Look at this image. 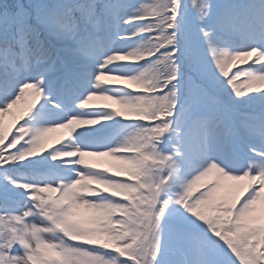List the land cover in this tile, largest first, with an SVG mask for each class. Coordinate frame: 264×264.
<instances>
[{
  "label": "clouds",
  "instance_id": "1",
  "mask_svg": "<svg viewBox=\"0 0 264 264\" xmlns=\"http://www.w3.org/2000/svg\"><path fill=\"white\" fill-rule=\"evenodd\" d=\"M105 3L106 0H91L51 7L37 5L36 24L31 25L23 45L11 27L0 41V48L4 50L3 66L13 74L18 70H34L36 58L29 49H35L36 40L42 41L40 28L44 27L59 45L53 50L42 41L57 58L55 78L76 70L81 63L77 59V49L82 46L80 37L89 27L90 14L95 12L98 16ZM206 4L207 15L201 18L198 13L195 20L189 21L185 15L188 0H168L166 5H161L167 10L153 19L124 25L134 38L132 43L115 47L117 34L107 54L93 62L113 75L114 83L119 85L115 90L107 85L96 88L95 84L100 81L93 75L70 104L60 97L55 104L50 103L42 92L40 100L21 116L14 131L17 146L7 153L16 162L5 164V170L35 171L32 166L39 164L42 166L39 171L44 174L33 175L30 171L24 182L32 186L31 191L11 188V195L0 204V220L5 224L8 220L20 221L11 231L7 228L0 231V264H161L162 261L166 264H228L230 258L241 257L245 252L252 256L254 264H264V260L259 259L264 252L256 254L245 248L247 236L264 232V226L241 234L242 242L234 243L231 237L225 240L219 234L221 229L230 232L244 227L237 221L251 206L257 195L255 190L240 198L232 222L226 226L220 216L204 220L191 211L207 200L214 189L215 181L197 188L212 169L233 177L264 178V167L251 166L253 161L264 162V134L256 135L252 123L258 120L259 126L264 128V91L257 90L253 92L255 95H245L247 87L239 89V94L233 91L232 84L226 82L211 57L206 55L205 29L222 46H229L232 38L218 31L216 17L222 9L217 0H206ZM137 9L135 5L126 11L142 15ZM76 13H80V19L76 18ZM58 20L72 22L73 38L66 37ZM162 48L171 55L157 63L162 59ZM117 54L135 55L139 62L131 66L113 63ZM200 54L205 55L198 60ZM172 61L174 68L170 65ZM256 63L257 58L253 61ZM149 68L155 71H147ZM243 79L248 77L243 76ZM126 81H133L142 91H133ZM252 83L264 84V73L257 75ZM94 94L135 106L143 116L122 117L109 106L91 111L76 110L77 107L89 109L86 101ZM14 103L15 98L5 101V107ZM257 103L259 111H256ZM4 110L0 108V112ZM85 120L91 123H79ZM101 121H111L120 127L112 133H103L108 125ZM97 125L99 127H90ZM65 128L70 134L63 139L55 136L56 142L45 146L48 137ZM195 138L199 139V145L194 149ZM142 144L148 145L142 152L121 150ZM96 152L133 159L147 153L162 163L149 161L142 172L133 173L137 179H127L82 168L83 154ZM0 158L6 159L3 153ZM83 176L95 177L101 184L129 193L127 198H119L115 193L85 182L81 186L91 194L75 193V198L89 208L108 214L98 230L118 244L125 245L137 238L128 251L138 260H129L109 248L107 242H99L94 236L97 229L72 219L68 205L57 207L55 200H47V193L40 191L49 186L63 191ZM14 201H22L23 206L13 207ZM219 207L223 212L233 211L225 201ZM194 240L198 241L195 245ZM45 248L52 249L55 258H45ZM158 249L164 254H158Z\"/></svg>",
  "mask_w": 264,
  "mask_h": 264
},
{
  "label": "snow or ice",
  "instance_id": "2",
  "mask_svg": "<svg viewBox=\"0 0 264 264\" xmlns=\"http://www.w3.org/2000/svg\"><path fill=\"white\" fill-rule=\"evenodd\" d=\"M168 0H106L104 9L97 14L91 13L92 19L89 21V27L86 29L80 39L82 46L77 49V59L81 61L76 70L66 72L62 78L49 79V75L56 73L58 69L57 58L46 49L42 41H35V49H29V52L35 55L36 67L31 72L20 71L16 73L8 72L2 64L4 50L0 48V108H5L2 113L9 111L14 105L25 99L29 89H35V96L40 100L41 93H45V99L50 103L57 102V96L66 103H71L88 84L91 76L95 75L97 80H104L105 77L100 73L105 72V68L97 66L93 62L100 56L106 55L109 48L113 45V38L117 34L129 32V28L124 25H134L144 23L159 15L162 11L167 10L161 5H166ZM192 4L196 6L201 18L207 15L206 0H192ZM135 5H138V11L142 15H137L136 11H126ZM60 24L66 37L71 39L74 37V30L71 21H57ZM218 31L229 35H239L242 39L249 43L250 47L234 48L230 46H222L212 38V33L206 29L203 32L207 43V52L210 54L212 62L217 69L223 74L227 83L232 84L233 91L239 94V89L245 85H251L257 75L264 73V0H248L243 5H232L222 11L216 17ZM9 27L17 32V39L23 41L27 38V34L31 31V25L26 23V17L19 7H14L7 3V0L0 2V29L3 30L2 41L8 34ZM77 27H79L77 25ZM127 39V37H125ZM170 43V42H169ZM162 62L170 57L171 53H166L161 49ZM158 54V55H161ZM255 55L258 63L251 64L247 67H237L232 71L233 65L237 61H243L242 57H250ZM27 63V61H26ZM174 68V61L170 62ZM147 71H155L149 68ZM247 76L248 79H243ZM240 79V83L235 80ZM96 88H100V84H95ZM248 93L255 95L251 91V87L247 89ZM15 98L16 103L8 104L5 107V101ZM87 102V101H86ZM31 104L28 106L29 110ZM14 131L0 130V153L7 154L14 151L17 141L14 139ZM10 137V138H9ZM199 139L193 141V148H197ZM14 163L15 160L11 156ZM253 167H264V162L253 161ZM4 165L0 167V173L3 172ZM4 183L0 184V194H10L11 188L16 187V178L4 176ZM199 204L191 208V211L198 213ZM207 220L206 216H200ZM226 240V239H225ZM231 243V242H229ZM158 254L163 255V250L158 249ZM241 257H232L228 264H237ZM161 264H166L162 261Z\"/></svg>",
  "mask_w": 264,
  "mask_h": 264
},
{
  "label": "rangeland",
  "instance_id": "3",
  "mask_svg": "<svg viewBox=\"0 0 264 264\" xmlns=\"http://www.w3.org/2000/svg\"><path fill=\"white\" fill-rule=\"evenodd\" d=\"M224 1L225 0H222L221 2L224 3ZM221 2L219 1L218 4ZM193 7L196 8V6H194L192 4V0H188V5H187L186 9H188V16L189 17H187V19L189 21H193L196 19L194 17L195 13L192 12ZM125 37H127V39H125ZM231 40H232V42L237 44V46H238L237 48L250 47L249 43L246 42L244 39H242L239 35H237V40H234V39H231ZM132 41H133V38L129 32L121 33L119 35V37L117 38V40L115 41L114 46L115 47H122L124 45H130L132 43ZM206 55L210 57V54L208 52L206 53ZM242 59H243V61H237L233 65L232 71H234L235 68H237V67H247V66L253 64V61L255 59V55L250 56V57H242ZM131 60L135 61V60H139V58L137 56L131 55V54H129V55L117 54L114 57V60L112 62L113 63H120V64H124V63L128 64L129 61L131 62ZM123 70L124 69H120V71H123ZM100 75L105 77L104 80H99L100 81L99 84L101 87L107 85L110 90H115L116 88L119 87V85L114 83L113 75L111 73L102 72V73H100ZM125 83L127 84V87H129L133 91H135L138 88V86L133 81H126ZM89 87H91V85H89ZM245 87H247V89L249 87H251L252 92H255L257 90L264 91V84L257 86L256 84L252 83L251 85H245ZM247 94H251V93L246 92L245 95H247ZM57 97H59V96H57ZM35 101H38L36 96H35V89H29L26 96H25V99L20 101L18 104L14 105L9 111H7L5 113L0 112V130L6 129V130H10V131H15V129L18 125L17 122L20 121L21 116L27 114L28 106L30 104L32 105ZM102 106H109V107L115 108V110L120 115L123 114L124 116L125 115H137V114L139 117L143 116V113L138 111L135 106L119 103L118 101H111L108 98H106L105 96L97 95V94H94L93 96L89 97V99L87 101V105H86V107H88L89 109H79L77 107L76 110L77 111H91V110H94V109H96L98 107H102ZM257 106H258V103H257ZM79 123H91V121L85 120V121H81ZM122 123L126 124L124 121ZM101 124L108 125V127H105L102 130L103 133H112L117 128L120 127V125L115 126L114 124H112L111 121H101ZM90 127H99V125L90 126ZM67 131H68L67 128L58 130L53 136H50L45 140V142H44L45 146L49 145V143H55L56 142L55 136H59L60 133H62L63 137L65 135H68ZM261 132H262L261 134H264V130H262ZM97 135H102V134H97ZM131 149H132L131 147H128V148H124L121 150L122 151H131ZM129 159L130 158L114 155V154L109 153V152L85 153L82 156L83 163H82L81 167L82 168H92V169H95L98 171H105L108 175H116L117 170L119 173H121V169L127 168L126 163H127V160H129ZM134 160H137V159H134ZM154 163H162V162L159 160H155ZM33 166L36 167V169L39 168L38 170H40L42 168V166L39 164L33 165ZM26 172L29 173V169H26ZM31 174L43 175L44 173H42L40 171H33V173H31ZM247 176L252 177L251 189L255 190L257 193V195H256L255 199L253 200L251 206L249 207L247 212H245L243 214V215L247 216L248 219L245 218V220H242L240 217V219L237 221V223H241L244 225L243 228L236 229V230L230 231V232H224L223 229H221L220 233H219V234H222L226 240H228V238L231 237L232 242H234V243L235 242H242L241 234L253 231L255 229H259L261 226H264V195H263V193H264L263 192V190H264V178L259 177V176H255V175H247ZM240 177L242 178L240 181V184H239V180H238V184H235L233 182V176L222 175L217 169H212L209 172V174L203 178L201 183L199 185H197V188H201L204 185L210 184L213 181H215V187L212 190L209 198L199 204L197 214L199 216H201V215L206 216L207 220H211L217 216H220L221 223L225 226L228 223H231L232 222L231 214L228 212H223L221 207H219V205L221 204V201H222V194L225 191V188L223 186H225L227 184H229V185L232 184L235 187L239 188V192H240V189L242 190L243 186L245 185V176H240ZM85 182H87L88 184H92V185H98L100 188H103L108 192H109V188H107V185H109V187L112 186L110 184H101L95 177H91V176L81 177V179L75 181L70 187L66 188V190L64 189L65 190V196H69L72 200V202H71L72 207L69 206V202H68V204L66 203V205L69 206L68 211L71 214V217H73L72 219L78 220V221L84 223L86 226L89 227V225L83 221V216H84V217H86L87 220L98 222V227L102 228L103 227V221H104L103 219L107 218L108 214L102 210H98L95 208H89L84 203L77 201L75 198V193L91 194L90 190L81 186ZM23 183L26 186L29 185V184H26L25 182H23ZM17 185L19 186V184H17ZM29 186H31V185H29ZM30 188H32V186ZM57 188H60V187H54V186H49L47 188L42 187V188H40V191L45 192V193H47L49 191L51 197L53 199H57L54 196ZM65 199H66V197H64V195L61 196V198H59V200H60L58 202L60 204L59 207L65 206L64 205ZM47 200H49V197H47ZM206 210H207V212H206ZM0 221L3 222V224H5V222L3 220H0ZM11 222H12V220H8L7 224H5V225H9ZM16 222L18 224L20 223V221H18V220ZM12 229L13 228H9L7 230L11 231ZM247 241L248 242L245 245L246 249L254 250V253H256V254H260V253L264 252V232H256L253 235L247 236ZM196 243H198V241L194 240L193 244L195 245ZM43 254H44L45 258L49 257V253L43 252ZM259 259L264 260V254L260 255ZM129 260H131V259H129ZM241 262H242V264H245V262H248V264H254L252 256L248 255L247 252H245V254L243 256H241Z\"/></svg>",
  "mask_w": 264,
  "mask_h": 264
},
{
  "label": "trees",
  "instance_id": "4",
  "mask_svg": "<svg viewBox=\"0 0 264 264\" xmlns=\"http://www.w3.org/2000/svg\"><path fill=\"white\" fill-rule=\"evenodd\" d=\"M49 5H51L53 2H51L50 0H45ZM243 2H245L246 0H242ZM0 2H2V0H0ZM31 2V3H30ZM65 3H69V2H76V3H89L91 2V0H64ZM64 2H60V3H64ZM7 3L14 6V7H19L20 10L23 11L25 17H26V23L30 24V25H35L36 24V20H35V15H36V10L34 7H36L34 1L32 0H7ZM239 5V3H238ZM34 6V7H33ZM76 18L80 19V13H76ZM63 21V20H61ZM13 31H15V29H13ZM3 31H0V39L3 38ZM42 41L45 42L46 46H51L49 40L47 38H51L53 40H55L52 36L49 35L48 31L44 28L41 27L40 28V37H39ZM56 44L58 45L57 41L55 40ZM254 125H256L255 127H258V125L255 123V121L252 122ZM5 158H0V167H3L5 164H12V159L8 158L6 154H4ZM5 174H7V176L9 177H15L16 181L19 180L23 174L24 171L22 169H16V170H3L2 173H0V184H3L4 181V176ZM11 194H0V204H2L5 200V198L7 196H10ZM14 203V202H13ZM136 241H134V243L136 244Z\"/></svg>",
  "mask_w": 264,
  "mask_h": 264
}]
</instances>
